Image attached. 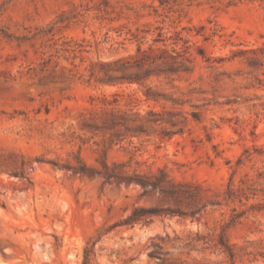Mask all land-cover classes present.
Instances as JSON below:
<instances>
[{"label":"rangeland","instance_id":"obj_1","mask_svg":"<svg viewBox=\"0 0 264 264\" xmlns=\"http://www.w3.org/2000/svg\"><path fill=\"white\" fill-rule=\"evenodd\" d=\"M0 264H264V0H0Z\"/></svg>","mask_w":264,"mask_h":264},{"label":"trees","instance_id":"obj_2","mask_svg":"<svg viewBox=\"0 0 264 264\" xmlns=\"http://www.w3.org/2000/svg\"><path fill=\"white\" fill-rule=\"evenodd\" d=\"M147 213V214H146ZM151 212H144V210H141V209H134V211L132 212L131 215H129L123 222L122 224L123 225H126V226H130V227H133L135 224H139V223H143L144 225H148L150 222L149 221H146L144 220L145 219V216L150 214ZM224 242H221V244L223 245ZM156 247L158 248L157 250H161V246L160 245H156ZM160 252H152L150 253V256L154 257V256H158L160 254H158ZM91 256H92V252L90 253H87L86 251V255H85V262H89L90 259H91Z\"/></svg>","mask_w":264,"mask_h":264}]
</instances>
